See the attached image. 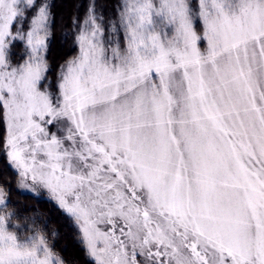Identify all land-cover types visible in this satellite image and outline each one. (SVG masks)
<instances>
[{
    "label": "snow or ice",
    "instance_id": "6c2138e0",
    "mask_svg": "<svg viewBox=\"0 0 264 264\" xmlns=\"http://www.w3.org/2000/svg\"><path fill=\"white\" fill-rule=\"evenodd\" d=\"M56 7L0 0V264H264V0H88L58 63Z\"/></svg>",
    "mask_w": 264,
    "mask_h": 264
},
{
    "label": "trees",
    "instance_id": "16d2710c",
    "mask_svg": "<svg viewBox=\"0 0 264 264\" xmlns=\"http://www.w3.org/2000/svg\"><path fill=\"white\" fill-rule=\"evenodd\" d=\"M88 0H54L56 4L55 11L57 12V41L53 45L52 50V58L59 62V58H62L66 52H68V48L65 45L61 47L60 45L63 41L60 39V30L59 24L63 19L64 22H67L70 18L71 14L76 11L77 6L79 5H86ZM101 3L107 2V0H100ZM81 12L83 9H80ZM72 54V53H69ZM12 199L13 201H19L21 206H27L29 208H35L38 210L45 219H49L51 226L59 229L62 233L61 238H59V246H68L69 251H71V240L70 238L65 235L67 233V229L63 227V220L60 217V213L58 209L51 203H48L46 199L44 200H35L32 199L31 196L25 195L20 191L15 189V185H13V192H12ZM31 214V213H29Z\"/></svg>",
    "mask_w": 264,
    "mask_h": 264
},
{
    "label": "rangeland",
    "instance_id": "374dc122",
    "mask_svg": "<svg viewBox=\"0 0 264 264\" xmlns=\"http://www.w3.org/2000/svg\"><path fill=\"white\" fill-rule=\"evenodd\" d=\"M72 54H74V53H72ZM21 193H23V194H25L24 192H22V191H20ZM26 195V194H25Z\"/></svg>",
    "mask_w": 264,
    "mask_h": 264
}]
</instances>
